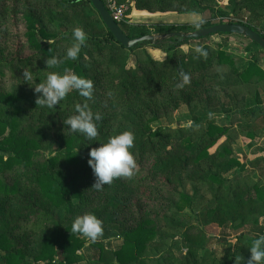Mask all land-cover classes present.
<instances>
[{"label": "trees", "instance_id": "trees-1", "mask_svg": "<svg viewBox=\"0 0 264 264\" xmlns=\"http://www.w3.org/2000/svg\"><path fill=\"white\" fill-rule=\"evenodd\" d=\"M131 1L135 9L150 13L210 11L218 18H204L198 28L192 23L133 26L119 22L131 38L151 31L159 34L156 41L127 48L109 30L91 0H0V38L15 36L12 45H3L0 39V75L23 86L14 91L0 89V264L81 262L84 257L78 250L83 244L71 231V225L77 215L86 212L102 221V240L90 244L99 251V264H236L219 263L207 250L210 234L181 220L183 211L192 209L197 198L208 199V216L213 223L237 233L249 230L239 234L246 251L252 239L264 234V166L257 170L258 177L253 170L231 176L246 165L237 156V141L242 137L255 140L264 129V69L257 59L240 68L224 43L203 42L210 35H177L221 22H239L264 37L253 20L246 22L233 13H248L264 21V0H230L232 12L215 10V0ZM77 26L86 33L78 58L64 60L54 69L47 68L46 58H64L73 43L72 30ZM218 34L228 40L246 38L258 45L241 34ZM184 45H188L185 51ZM197 46L207 52L206 57H199L194 51ZM147 47L162 49L168 58L158 62ZM137 51L143 52L144 61L137 57ZM64 68L92 80L93 98L86 100L72 90L54 108L36 105L39 94L29 83L42 82L47 72ZM23 71L30 72L32 81H24ZM181 71L188 74L190 82L177 88ZM103 95L108 97V105L102 102ZM151 96H157L172 109L186 104L192 119L177 128L153 129L149 121L144 122V114L134 110L128 115L131 120L115 129L109 125L112 116L107 109L118 104L152 111L149 120H155L158 110H153ZM84 103L102 117L93 141L69 131L63 124L75 113V106ZM229 117H233L229 123H221ZM124 130L134 134L130 151L137 164L135 172L142 170L141 160L153 156V176L166 183L173 196L170 215L147 212L136 224L127 226L120 216L129 208L130 199L115 196L97 204L86 196L95 182L87 163L89 149ZM263 159L250 163L255 166ZM184 172L187 174L182 175ZM116 183L115 178L98 192L107 191ZM121 183L123 180L118 184ZM186 184L194 188L192 193L183 189ZM204 188L208 197L202 194ZM145 193L152 199L154 194L163 195V190L161 186H150ZM115 229L120 231L122 242L113 250L103 240L111 238ZM180 242L185 253L178 257L174 246Z\"/></svg>", "mask_w": 264, "mask_h": 264}, {"label": "rangeland", "instance_id": "rangeland-1", "mask_svg": "<svg viewBox=\"0 0 264 264\" xmlns=\"http://www.w3.org/2000/svg\"><path fill=\"white\" fill-rule=\"evenodd\" d=\"M129 10H128V18L127 21L129 24H132L133 26H136L137 24L146 23L150 26L154 23H162V24H185L189 23L191 24L190 20L195 14L200 19L209 18L210 16H214L215 18H218L215 13L212 15L210 11H206L204 13H193V12H187V13H179L176 11H170V12H164V13H150L143 10H135V4L134 1L128 0ZM213 7L216 8L217 11H227L232 12L233 4L230 2V0H215V3L213 4ZM235 16H240L239 18H242L244 21L248 22L253 20L255 24H258V27L261 29V31L264 32V21L263 20H257L254 19L252 15L240 13L235 14ZM152 30V29H149ZM153 35L159 36V34L153 33ZM228 37L221 34H214L207 37L203 42L217 45L219 43H224L225 49L230 52L234 58H236L237 64L240 68H244L250 61L257 59L258 65L264 69V50L250 42L246 38H233L228 40ZM2 39L3 45L4 43L7 45H12L14 43L15 36L10 35L8 38H0ZM1 44V41H0ZM184 51L188 49V45L183 46ZM148 53L150 56L154 59H156L158 62H162L165 59H167V53L164 52L162 49L156 48V47H147ZM138 52V51H137ZM137 57H140L141 60H145L143 52L139 53ZM132 61V60H131ZM130 61V64H131ZM133 64V63H132ZM20 87L23 89V86H18L13 79H11L9 76H2L0 75V89L3 91H14L19 90ZM156 93H154L155 95ZM102 102L104 104L109 103V99L106 95H103ZM153 101L152 106L153 110L154 108L158 110V116L155 120H149L150 116L152 115V111H148L145 108H143L141 111L139 110L140 106L133 107L132 109L128 108L127 106L118 104L117 106H112L107 109L109 112L108 114L112 116L111 122L109 123L110 126H112L113 129L117 128V126H120L122 123L126 120H131L129 118V114L134 112V110L137 112H142L144 114V122H148V125H150L153 129H156L158 127L161 128H177L180 126H183L187 122H189L192 119V112L190 111L189 107H187L186 104H180L176 109H172L166 105V103H162L158 100L157 96H151L149 97ZM143 100H146L143 99ZM142 102V101H140ZM106 110V109H105ZM75 114V113H73ZM72 115V114H71ZM259 122H263L259 120ZM221 123H224L221 121ZM257 124H255V127ZM69 130V129H68ZM252 142L253 145L249 146V144ZM39 146V145H38ZM237 156L246 163L244 169H240L237 172L231 173L232 178H235L237 176H240L243 171H254V175L258 177V169H260L262 166H264V159L259 161L257 165H252L250 163V160L257 159V158H264V129L261 130V134L258 135V137L255 140H251L247 137H242L239 140L238 146L236 148ZM6 154V153H5ZM152 160L153 156L149 155L145 157L140 162V166L142 167V170H138L135 172V174L131 178H116L117 183L110 188L107 189V191H104L102 193L98 192L99 190L92 187L90 189V192L86 191V196L92 198L95 200V203H106L109 202L111 199L115 198V196H118L120 198L124 199H130V206L129 208L123 212V214L120 216L121 219L125 221V224L127 226H132L136 224L141 218L140 216L142 214H146L147 212H151L152 214H156L158 216H161L165 213L170 215L169 206L171 205L170 199L173 197L169 191H167V184L166 183H160L158 181L159 179L154 177L153 173H155V170L152 168ZM257 169H255V168ZM187 174V172L182 173V175ZM144 179L143 181H140L141 179ZM162 180L164 177H159ZM120 180H123V183L118 184ZM150 186H161L163 190V195L160 194H154L152 195V199L148 196V193H145V190L149 188ZM186 192L192 193L194 188H191L190 185L186 184V186L183 188ZM180 188V190H183ZM145 194V196H144ZM202 194L206 197L209 196V192L206 188L202 190ZM199 196H201V191L199 193ZM208 199H201L197 198L195 202L193 203V208H186L183 211V215L181 220H184L186 225L189 224H196L203 228L208 234H210L211 239L208 243L207 250L212 251L213 254L216 256L217 260L220 261L219 263H227V262H236L237 260H240L239 262L245 264L250 257V251H246L244 247L243 239L239 238V234L242 232H247L249 230H242L239 233L233 231L231 228H223L218 226L216 223H213L208 216ZM261 225L264 226V218L261 219ZM167 231L174 232L173 228L166 227ZM113 234L110 236L111 238L103 240L111 249H116L118 246H120L122 242V238L120 237V231L118 229H115ZM78 238L80 242L83 244V247L78 250L79 253H81L84 257V259L81 262H78L77 264H99L98 257H99V251L93 246H90L93 241L89 240L88 238L84 237L81 234H78ZM102 240V235L99 236L94 242H98ZM208 251V252H209ZM174 253L176 256L181 257L185 253V247L180 242L174 246ZM30 258V257H29ZM31 259V258H30ZM34 264V263H33ZM43 264V263H39Z\"/></svg>", "mask_w": 264, "mask_h": 264}, {"label": "clouds", "instance_id": "clouds-1", "mask_svg": "<svg viewBox=\"0 0 264 264\" xmlns=\"http://www.w3.org/2000/svg\"><path fill=\"white\" fill-rule=\"evenodd\" d=\"M190 22L199 27L203 20L193 14ZM73 43L66 49L63 59L55 56L46 58L44 63L47 68L54 69L64 62V60H76L81 52L82 46L86 42V33L82 27H74L72 30ZM194 51L199 57H206L207 52L197 46ZM181 82L176 85L177 88H183L190 82L187 73L180 72ZM24 81L29 83L33 77L28 71H23ZM33 86L34 93H38L35 103L41 108H54L67 94L75 90L86 100L93 98V82L91 79L78 75L68 68L62 71H49L45 79L38 83H29ZM211 116V114H209ZM102 119L99 112L93 113L88 103L77 104L75 114L69 115L63 120L71 132L80 133L86 139L93 141L98 135L97 122ZM134 144V134L130 130H124L110 136L106 142L99 146L89 149L87 163L91 167L95 176V182L92 185L97 190L102 189L104 185H110L115 178H131L137 169V164L133 153L130 151ZM71 231L78 233L95 241L103 233L102 221L91 212L77 215L71 225ZM249 246L250 257L246 264H264V234H259L252 239ZM240 260L236 261L239 264Z\"/></svg>", "mask_w": 264, "mask_h": 264}, {"label": "water", "instance_id": "water-1", "mask_svg": "<svg viewBox=\"0 0 264 264\" xmlns=\"http://www.w3.org/2000/svg\"><path fill=\"white\" fill-rule=\"evenodd\" d=\"M94 8L99 12L102 20L113 33L115 38L127 48H132L143 41H156L159 36L147 34L135 38L129 37L121 28L120 24L114 20L103 0H91ZM218 33H236L250 38L264 50V37L254 31L251 27L239 22H221L210 27L200 28L192 32H179L177 35L187 38H200Z\"/></svg>", "mask_w": 264, "mask_h": 264}, {"label": "built area", "instance_id": "built-area-1", "mask_svg": "<svg viewBox=\"0 0 264 264\" xmlns=\"http://www.w3.org/2000/svg\"><path fill=\"white\" fill-rule=\"evenodd\" d=\"M104 4L110 11L115 21L127 22L129 5L128 2H120L119 0H103Z\"/></svg>", "mask_w": 264, "mask_h": 264}, {"label": "crops", "instance_id": "crops-1", "mask_svg": "<svg viewBox=\"0 0 264 264\" xmlns=\"http://www.w3.org/2000/svg\"><path fill=\"white\" fill-rule=\"evenodd\" d=\"M135 10H137V9H135ZM159 13H161V12H159ZM214 45V44H213ZM231 119H233V117H229V118H225V119H223L222 121L225 123V124H227V123H229L230 121H231ZM241 139V138H240ZM239 139V140H240ZM239 140L237 141V145H238V143H239Z\"/></svg>", "mask_w": 264, "mask_h": 264}]
</instances>
